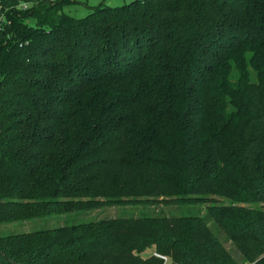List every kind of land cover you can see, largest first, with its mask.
Wrapping results in <instances>:
<instances>
[{
    "label": "trees",
    "instance_id": "16d2710c",
    "mask_svg": "<svg viewBox=\"0 0 264 264\" xmlns=\"http://www.w3.org/2000/svg\"><path fill=\"white\" fill-rule=\"evenodd\" d=\"M72 1L0 0V224L206 213L0 236V264H264V0H131L81 18L61 11Z\"/></svg>",
    "mask_w": 264,
    "mask_h": 264
},
{
    "label": "rangeland",
    "instance_id": "374dc122",
    "mask_svg": "<svg viewBox=\"0 0 264 264\" xmlns=\"http://www.w3.org/2000/svg\"><path fill=\"white\" fill-rule=\"evenodd\" d=\"M131 0H73L72 2L63 5L61 11L67 15L75 18H81L87 15L91 9L100 5L115 7ZM30 4L27 8L31 7ZM26 9V8H24ZM31 19H27L30 22ZM217 203H229L223 198H215ZM207 204L194 205H157V206H128V207H106L93 211L82 212L79 214L72 213L67 215H52L43 218H35L27 221H14L10 223L0 224V236L27 233L36 230L52 229L58 226L70 225L83 221H96L103 218L116 217H137L141 215H162L167 217L181 216V215H205ZM208 225L212 232L218 237L221 243L231 253V255L238 261L242 262V256L235 246L226 239L223 232L212 222L208 221ZM148 253L144 252L142 256Z\"/></svg>",
    "mask_w": 264,
    "mask_h": 264
},
{
    "label": "built area",
    "instance_id": "2783aa9c",
    "mask_svg": "<svg viewBox=\"0 0 264 264\" xmlns=\"http://www.w3.org/2000/svg\"><path fill=\"white\" fill-rule=\"evenodd\" d=\"M21 6H22V8H27L29 5L27 3H24ZM152 255H153V257H155L159 260V263H157V264H171L169 257L166 255H163V254H160L157 252H153Z\"/></svg>",
    "mask_w": 264,
    "mask_h": 264
}]
</instances>
